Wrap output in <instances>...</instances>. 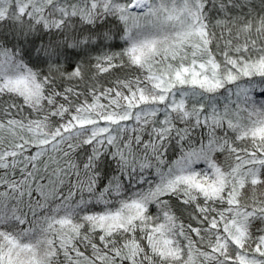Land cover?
Listing matches in <instances>:
<instances>
[{
  "label": "snow or ice",
  "instance_id": "6c2138e0",
  "mask_svg": "<svg viewBox=\"0 0 264 264\" xmlns=\"http://www.w3.org/2000/svg\"><path fill=\"white\" fill-rule=\"evenodd\" d=\"M0 264H264V0H0Z\"/></svg>",
  "mask_w": 264,
  "mask_h": 264
}]
</instances>
